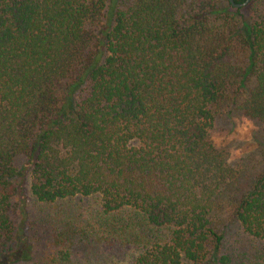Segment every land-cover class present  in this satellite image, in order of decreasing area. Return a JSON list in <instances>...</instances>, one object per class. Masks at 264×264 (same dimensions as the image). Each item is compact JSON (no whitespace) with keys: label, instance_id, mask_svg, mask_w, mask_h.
<instances>
[{"label":"trees","instance_id":"1","mask_svg":"<svg viewBox=\"0 0 264 264\" xmlns=\"http://www.w3.org/2000/svg\"><path fill=\"white\" fill-rule=\"evenodd\" d=\"M254 1L0 0V264L33 257L29 193L95 196L119 236L111 215L132 211L161 237L130 264H231L234 223L264 252V167L230 165L208 136L237 109L264 150V20L240 13ZM70 262L61 245L52 263Z\"/></svg>","mask_w":264,"mask_h":264},{"label":"rangeland","instance_id":"2","mask_svg":"<svg viewBox=\"0 0 264 264\" xmlns=\"http://www.w3.org/2000/svg\"><path fill=\"white\" fill-rule=\"evenodd\" d=\"M127 1L117 0V5L121 7ZM240 13L247 20L256 14L264 20V0H255ZM208 136L217 149L226 153L230 165L252 164L257 170L264 167V150L258 144L262 142V125L239 110L217 111ZM24 164L23 156L14 161L19 172ZM27 213L26 232L33 244V257L27 263L18 264H53L61 245H68L70 249V264H130L142 244L161 237L129 210L113 214L111 219L118 225H128L131 237L106 232L95 224L100 213L95 196L43 204L29 193ZM11 218L16 223L17 213L11 212ZM220 253L228 255L231 264H264L262 243L246 235L238 223L227 228Z\"/></svg>","mask_w":264,"mask_h":264},{"label":"water","instance_id":"3","mask_svg":"<svg viewBox=\"0 0 264 264\" xmlns=\"http://www.w3.org/2000/svg\"><path fill=\"white\" fill-rule=\"evenodd\" d=\"M250 0H245L241 3H235L233 0H229V2L234 6V7H240L246 5Z\"/></svg>","mask_w":264,"mask_h":264}]
</instances>
